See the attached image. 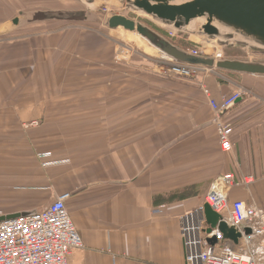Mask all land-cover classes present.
I'll list each match as a JSON object with an SVG mask.
<instances>
[{"label": "crops", "instance_id": "crops-1", "mask_svg": "<svg viewBox=\"0 0 264 264\" xmlns=\"http://www.w3.org/2000/svg\"><path fill=\"white\" fill-rule=\"evenodd\" d=\"M59 43L0 39V216L69 193L84 243L70 264H186L180 218L204 203L216 177H251L229 198L264 207L263 102L253 112L243 97L226 113L234 126L226 153L201 86L166 80L143 58L116 64L108 46ZM204 79L216 98L239 82L225 72ZM46 152L69 163L43 172L34 156Z\"/></svg>", "mask_w": 264, "mask_h": 264}, {"label": "built area", "instance_id": "built-area-1", "mask_svg": "<svg viewBox=\"0 0 264 264\" xmlns=\"http://www.w3.org/2000/svg\"><path fill=\"white\" fill-rule=\"evenodd\" d=\"M167 59L166 71L177 76L193 77L201 70L196 65ZM201 87L215 115L220 147L231 153L234 126L225 115L244 97V92L236 90L216 98L205 83ZM251 182V177L239 171L220 175L212 181L204 203L181 216L186 264H264V207L229 198L233 187ZM69 196L63 193L35 213L0 221V264H70V257L84 243L66 206ZM205 205L218 213L221 221L238 228V244L224 239L218 227L210 234L204 231ZM245 228L251 233L247 234ZM212 237L216 238L214 244L209 241Z\"/></svg>", "mask_w": 264, "mask_h": 264}, {"label": "rangeland", "instance_id": "rangeland-1", "mask_svg": "<svg viewBox=\"0 0 264 264\" xmlns=\"http://www.w3.org/2000/svg\"><path fill=\"white\" fill-rule=\"evenodd\" d=\"M98 2L100 4L94 6ZM20 11H23L25 15L19 25L14 26L12 19L18 16ZM76 11L82 14L72 16L69 19H56L46 16L47 12L67 13ZM115 14H121L146 24L173 44L192 53L210 57L219 55L230 58L264 60V51L262 50L240 44L223 45L207 35L190 34L185 37L183 34H179V31L174 26H162L158 24V21L151 19L150 15L145 12L132 10L116 0L94 1L93 3L86 0H0V39L20 37L26 40L31 35H34L44 38L47 44L48 42L52 43L54 48H59V41L64 40V48L66 50L91 49L94 52L106 50V46H108L107 50L110 53V57L116 64L134 67L137 65L134 63L135 58H143L142 60L146 65L151 67V71L163 75L166 80L193 86H202V83L206 84L207 82L204 78L207 75L216 76L224 72L225 74L231 73V75L238 77L239 80L235 89L243 91L245 99L254 100L252 102L253 112L259 108L256 105L257 103H264V76L233 74L232 72L203 67L193 77L171 74L167 72L169 64L167 58L170 59L169 56L153 47L136 32L122 28L110 29L105 25L107 16ZM68 31L70 33L65 34L61 38V34L64 32L68 33ZM96 60L94 59V61ZM174 61L176 62V60ZM61 156L66 157L68 155L46 152L38 153L34 157L40 162L42 171L46 172V169L52 167L55 163H69L68 159L57 160ZM45 180L47 181V179ZM15 187L20 188V185H14L13 188L15 189ZM48 188L51 189V187Z\"/></svg>", "mask_w": 264, "mask_h": 264}, {"label": "water", "instance_id": "water-1", "mask_svg": "<svg viewBox=\"0 0 264 264\" xmlns=\"http://www.w3.org/2000/svg\"><path fill=\"white\" fill-rule=\"evenodd\" d=\"M88 2L107 0H86ZM135 11H143L155 21L174 26L179 34L207 35L223 45L240 44L264 51V0H116ZM81 12H47L46 16L56 19H69L81 15ZM23 11L12 19L14 26L19 25ZM105 25L110 29L122 28L136 32L153 47L170 58L203 68H212L232 73L264 76V60L243 58L210 57L189 52L173 44L170 40L139 21L121 14L108 15ZM241 99L237 100L238 103ZM235 103V104H236ZM36 211L17 212L0 216V221L29 215ZM206 228L210 234L218 229L224 239L238 244L241 233L236 226H229L222 217L208 205H205ZM251 233L249 228L244 230ZM216 243V238L209 239Z\"/></svg>", "mask_w": 264, "mask_h": 264}, {"label": "bare ground", "instance_id": "bare-ground-1", "mask_svg": "<svg viewBox=\"0 0 264 264\" xmlns=\"http://www.w3.org/2000/svg\"><path fill=\"white\" fill-rule=\"evenodd\" d=\"M98 4H100V3L98 2V3L94 4V6H96V5H98ZM140 15H141V14H140ZM144 15H145V14H144ZM147 15H148V14H147ZM150 18L153 19V17H151V16H150ZM158 24H160V25H162V26H166V24H163V23H161V22H158ZM147 51L149 52V50H147ZM150 51H151V50H150ZM153 51H154V50H153ZM151 53H152V51H151ZM218 56H219V55H218ZM218 56H215V58L218 57ZM220 57H221V58H224L223 56H220Z\"/></svg>", "mask_w": 264, "mask_h": 264}]
</instances>
